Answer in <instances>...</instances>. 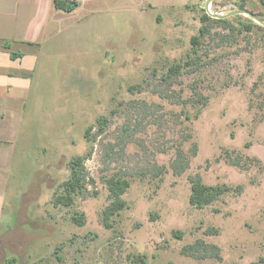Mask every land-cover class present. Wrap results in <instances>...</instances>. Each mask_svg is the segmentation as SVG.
<instances>
[{"label":"rangeland","instance_id":"374dc122","mask_svg":"<svg viewBox=\"0 0 264 264\" xmlns=\"http://www.w3.org/2000/svg\"><path fill=\"white\" fill-rule=\"evenodd\" d=\"M134 1V15L128 0L93 19L85 6L36 46L23 105L8 113L0 264L264 259V27L246 15L233 16L232 30L202 20L245 9L264 21V0L244 8L212 0L209 12L208 0ZM250 21L258 27L249 31ZM204 25L208 33L193 46ZM175 64L185 66L168 79ZM90 126L96 137L87 142ZM76 157L84 158L86 188L70 207H56ZM119 176L130 183L127 206L106 227L105 181ZM190 177L230 191L197 209ZM197 242L199 252H183Z\"/></svg>","mask_w":264,"mask_h":264},{"label":"crops","instance_id":"0c3cea01","mask_svg":"<svg viewBox=\"0 0 264 264\" xmlns=\"http://www.w3.org/2000/svg\"><path fill=\"white\" fill-rule=\"evenodd\" d=\"M53 1L0 0V216L8 190V135L11 134L8 113H15L23 105L21 95L28 88V77L36 60V46L51 35L60 18L79 12L85 6H88V19L122 9L120 5L113 4L116 0H77L79 7L71 13H64L54 9ZM99 1H102L101 6L96 8L94 4ZM128 1L132 15L140 13L135 1ZM108 2L113 5H104ZM4 43H8V48ZM11 53L22 55L12 58ZM6 240L8 238H4L8 244Z\"/></svg>","mask_w":264,"mask_h":264},{"label":"trees","instance_id":"16d2710c","mask_svg":"<svg viewBox=\"0 0 264 264\" xmlns=\"http://www.w3.org/2000/svg\"><path fill=\"white\" fill-rule=\"evenodd\" d=\"M245 0H241L240 7L244 8ZM53 7L56 10H60L64 13H71L75 11L79 7V3L76 1H69V0H54ZM235 18V17H234ZM203 22L211 21L218 23L222 27L228 30H232V20L233 16L228 18H218V19H211L208 15H203L202 17ZM244 27L247 30H252L255 27H258L252 21L244 24ZM209 29L206 25L202 26L199 29L198 36H193L191 38V44L193 46H197L199 39L203 38ZM4 46L8 48V43H4ZM193 54L197 53L196 48L192 49ZM12 58H16L22 54L11 53ZM186 66L189 65V62L185 63ZM185 65L175 64L168 68L166 77L168 79L176 78L181 74V70ZM105 120L101 122L98 121L99 125V133H102L105 128ZM92 127L86 128L84 132V138L87 142H91L93 138L96 137L95 135H91ZM83 157H76L69 161V170L70 176L69 178L62 183V193L57 194L53 198V205L54 206H64L70 207L73 204L74 197L79 193L83 192L86 188V176L83 171ZM107 190L109 193L110 202L108 206L105 208L102 214V221L106 227H109V221L117 215L120 211L124 210L127 206L126 202L122 198L125 194L126 190L129 187V181L125 177H109L105 181ZM191 183V192L189 196V204L197 209H202L217 199H219L222 195L228 193L230 188L224 185H217V186H207L202 183L199 177H190ZM240 190V187L237 188ZM72 221L78 225H83V220L79 217H73ZM204 244L202 242H197L194 245L186 247L183 252H199L203 249ZM57 251V249H56ZM141 264H146L143 259H140ZM6 264H11L10 260L6 261ZM12 264H15L13 260ZM251 264H264V259H259L257 262H253Z\"/></svg>","mask_w":264,"mask_h":264},{"label":"water","instance_id":"95a60500","mask_svg":"<svg viewBox=\"0 0 264 264\" xmlns=\"http://www.w3.org/2000/svg\"><path fill=\"white\" fill-rule=\"evenodd\" d=\"M211 2H212V0H208L206 3L207 11H208V6ZM210 15L215 17V18H228V17L235 16V15H246V16L250 17L253 21H255L258 25H261L264 27V21H261L257 16H255L254 14L250 13L249 11H247L245 9L235 10V11H232V12L226 14V15H212V14H210Z\"/></svg>","mask_w":264,"mask_h":264},{"label":"built area","instance_id":"2783aa9c","mask_svg":"<svg viewBox=\"0 0 264 264\" xmlns=\"http://www.w3.org/2000/svg\"><path fill=\"white\" fill-rule=\"evenodd\" d=\"M69 1H74V0H69Z\"/></svg>","mask_w":264,"mask_h":264}]
</instances>
